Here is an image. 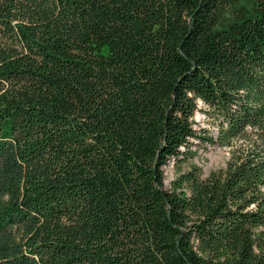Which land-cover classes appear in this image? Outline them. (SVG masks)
I'll return each mask as SVG.
<instances>
[{"label": "trees", "instance_id": "1", "mask_svg": "<svg viewBox=\"0 0 264 264\" xmlns=\"http://www.w3.org/2000/svg\"><path fill=\"white\" fill-rule=\"evenodd\" d=\"M0 264H264V0H0Z\"/></svg>", "mask_w": 264, "mask_h": 264}, {"label": "rangeland", "instance_id": "2", "mask_svg": "<svg viewBox=\"0 0 264 264\" xmlns=\"http://www.w3.org/2000/svg\"><path fill=\"white\" fill-rule=\"evenodd\" d=\"M194 120L198 126H201V128L206 130L208 136L214 134L216 129L215 126L208 125L205 121H203V118L199 113H194ZM190 143L192 144L190 149L195 151V154L190 157L188 161L200 168L202 177L206 176L210 171L217 170L224 166V162L227 158L225 149H219L218 147L211 145H205L202 147V145H196V141H190ZM185 168V165H183L181 169L184 170ZM175 173L176 167L174 166H168L164 169L163 187H167L169 181L173 179Z\"/></svg>", "mask_w": 264, "mask_h": 264}]
</instances>
